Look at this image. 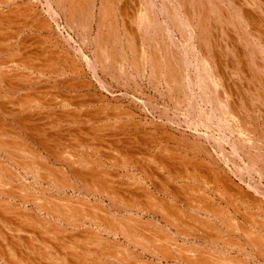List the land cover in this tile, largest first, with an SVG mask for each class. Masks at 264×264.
Instances as JSON below:
<instances>
[{"label":"rangeland","instance_id":"obj_1","mask_svg":"<svg viewBox=\"0 0 264 264\" xmlns=\"http://www.w3.org/2000/svg\"><path fill=\"white\" fill-rule=\"evenodd\" d=\"M88 1L90 2V4L92 6L89 4V7H88L89 9H86L84 11V16L88 15L87 16L88 18L83 16L84 17L83 18L84 23H80L82 25L79 24V26H81L80 27L82 29L81 30V29H78L79 26L77 27L79 20L78 21L76 20L77 24H75L74 22H72L71 17L69 18V14L67 13L68 10H65V9L63 10L64 6H66L65 8L68 9V5H69V4L65 3V0L63 1V4H66V5L57 4L58 2H56L54 0H0V19L2 21V22L0 21V24H1L0 25V30H1L0 31V105L6 103V105L8 107H11L7 102L12 101V103L15 106H12L11 108H13L15 110V112H18V114L21 113V115L17 116L16 120L22 122L20 125L16 121H15L16 122L15 123L12 120V118L6 117V116L0 114V123L4 124L5 126H7V125L10 126L9 129H11V131H12V129H14L11 134H6L4 136V138L7 139L6 141L14 142V143H17V142L20 143L21 142V143H23L24 147H25V145L27 146V148L25 147L26 150L28 149L27 152H26V150H25V152L24 151L23 152L17 151V154L19 155V157H22L23 159L25 158V161H28L29 163L32 162L34 164V166H33V164L31 163L33 166L32 168H35V166H36V168H38V167L40 168V169L38 168L36 170L34 169V171L32 170V172L28 171L29 173L24 172V171H27L28 168L26 170V168H24V166H22V164L18 163V161L8 162V160H7L8 157L6 156V154L3 151H0V162H1L0 168L2 169V170H0L2 173V174H0V187H1L0 190L4 193L6 191H14L15 192L16 190L19 192L18 193L16 191L17 193H15V195H13V196H9V195L4 196L1 194L0 200H3V202L6 204L11 201V206H14L13 207L14 209L18 208L17 210L23 211L24 213L31 212V210H32V212L35 213L34 215L36 216V218L47 220L49 214L47 215L46 213H42L40 210H38V208L35 206V204L34 205L32 204L39 197H42V198L46 197V198L55 199L58 202L61 199L66 198V197L71 199V197L76 196V198H81L80 200H82V201H83V198L87 197L85 199H90L91 202L96 203V206H98L101 209L100 211L102 213H100V215H102V216H100L99 213L97 216L99 218L101 217V219L103 217V220H104V218L109 219V217L112 218L113 216H114V218L118 217L119 220H122V219L125 220L124 217L132 216V215L135 217V215H136L138 219L140 217L143 220L142 221L141 219H139V221L141 220V222H143V223H145L147 221L157 223L158 224L157 230L159 229V231H156V232L160 233L161 235L164 234L163 236L166 235L165 234L166 231L164 229H167L168 233L166 236H168V234H169L171 238H173L174 240L175 239L178 240L179 244H181V245L184 243L185 246L187 245V247H188V246H192L193 243L196 245V243H197L196 241H198L197 246H195V245L194 246H195L196 250L200 251L202 249L201 248L202 244L207 243L205 246L208 249L210 248L212 255H215V256L217 255L216 257H218V258L221 257V262L224 259H227V255H228L229 258L231 256L235 257V258L240 257V259H243V261L250 263V264H264V259H262L261 256H260L261 258L259 257V254L257 253L256 249L254 247L250 248V246L247 247L245 245V240H243V239H245L247 235H245V234L243 235L242 234L243 232L242 233H239V232L236 233L237 232L235 230L236 227L233 224H231V220L233 218H235L234 220H238V222L241 223V225H240V226H242L241 228L244 227L247 231L253 232L254 236H257L259 238H261V236H262V240H263L262 246H264V244H263L264 243V228L262 229V228H258V227L257 228L253 227V226L249 225L247 218L244 219V215L246 214V211L251 210L249 212H254V213L258 212L259 217L261 218V221L263 222V225H264V170H262V168L264 169V157H263L264 156V136L262 137V135L264 133V116H263L264 115V103L260 104L261 101L256 99L254 96V90L257 87H259L260 81L264 80V70H262V69H264V61H263L264 55L260 52V48H258V49L254 48V44H256V41H254V42L252 41L250 43L251 45L248 42H246L247 41L246 37L244 34H242V32L248 33L247 37H248L249 41L253 38V35L251 36V34H252L251 27H250V29L247 28V26L244 23L243 18H245V17L243 15V13L238 12L240 17H237L238 15L237 16L234 15L235 13H233L232 9H231V5H232L233 1L240 2V3H242V5H244L246 0H244V1L243 0H233L232 2H231V0H207V1L206 0H199L198 3H196V1H193V0H187V1L186 0H175V1H172V0H152L151 4L144 3L145 2L144 0H117L118 3L116 2V4H114V6L117 8L112 9V11L115 12L116 15L114 14V16H116V20L118 21L117 22L118 28H119V29H117L118 34L121 35L122 39L124 38V35H122L123 34L122 28L124 25L127 29L129 27L128 30H130L132 33H134L136 31V33H134L136 35L134 37H131V38L134 39L133 44H135V45L137 44V46L134 45V47H136V48H134L133 52H130L127 47L125 48V44L123 43V41H122V44H123L122 48H124V49H121L120 45L118 43H115V45H117L118 47L115 45H114V47L116 48V51L120 55H119V63L115 64V66H111V67H113V71H112V68L109 66L111 64V63H109V61L107 62V60H104L106 63V64L104 63V67L100 66V65H102V63L104 61L102 63H100L98 61L97 57H95V55H94V53H96L94 51H96L95 47L97 45L95 40H94V39H96V34H97L96 29H97L98 22H96V21L99 20V16L96 14H99L98 13V10H99L98 7L100 6L99 5L100 0H98V2H96L97 0H93V1L88 0ZM170 2L172 4V6H171ZM260 2L262 3V6L264 8V0H262ZM184 3H186L187 5H185ZM213 3H215V4H213ZM49 4L51 6V9L49 7ZM125 4L126 5L128 4V5L126 6ZM164 4H166V5H164ZM219 4H221V6ZM149 5H150V7H149ZM175 5H176V10L180 12V14H179L180 16H179V18L178 17L177 18H178V20L180 19L181 21L182 20L185 21V22L182 21L184 23V26H190L189 24L193 23L191 25L195 27L194 32H196V33L198 32V30H200V29H198V28H200L199 26L200 25L202 26V29L204 31H201L203 34V36H201V39H203L207 35L206 41H205V50H207L206 53L208 52L207 55H210V56H217L218 55V56H220V58L218 56L217 57L219 59L223 58L222 60L226 61V63H228V65L232 62L231 65L233 67L239 68L237 70L231 68V69H229L230 71L229 70L225 71V75L227 76L229 84H228L227 89L224 88L223 91L227 94L229 99H232L228 102L230 105L227 104V107L225 109L227 111L225 113H227L228 115H230L233 118V119L232 118L230 119V122H231L233 127L231 126L229 129L224 128L225 129L224 130L223 128H221L222 126L220 127V125H219L220 119L222 118L221 115H223V114L222 113L220 114L221 106L218 104L219 102L216 100V98H215L216 96L211 93V88H209L211 86H209V85L203 86V88H201L202 89L201 90L199 87H197L195 84H193L194 83L193 80L196 79L195 76L198 75V74L194 73V68L190 69V68L186 67L188 69L187 70L185 69L186 71H183L184 72L183 74H184V76L186 75L185 78H187L189 81H191L193 79L192 80L193 85H191V87L189 88L188 93L193 96L192 99H193L194 104L197 102L199 96L204 97V98H200L198 100V103L202 106L203 118H208V120H207L209 123L208 126L205 124L206 119L205 120H203L201 118L198 119L199 118L198 115H196L193 112V111H195L194 106L196 107L197 104L194 106L192 104H189V105H192L193 107L192 106L190 107L186 104L185 101L188 100L187 101V103H188V102H190V100L186 99L184 97L185 96L184 86L182 87L180 85L178 88L177 84L172 83V85H170L171 87H173L171 90L169 88L170 86L168 87V85L165 82L166 81L165 80L166 73H167L166 70L168 67L167 66L164 67V65H166L165 64L166 63L165 62V60H166L165 56L166 55L164 53L165 52L164 48H166V43H169V40H167V39H169L168 37L172 36V41H170V42L172 44L171 45L172 48H174L173 52L176 54H178V51H179V53L181 55H183L184 51H187L188 48L190 47V45H188L189 44V41H188L189 35L187 33L183 32L178 26H176L178 21H176L175 19H168L167 13L169 12V10H170V12H173V9H175ZM165 6H166V8L164 10L167 12L161 11L162 7H165ZM150 8H152L154 12ZM182 8H184V10H182ZM94 9H96V10H94ZM146 9H150V14H151V12L154 13V14H151V15H153L152 19L154 18V16H156L157 18L156 19L154 18V19L157 21V23H156V21H154L153 25L151 24L149 27V30H150V31H148L149 33L147 32V35L144 36L145 31L144 30L142 31V28H140L138 26V22L136 21V18L138 16V11H141L140 13H142ZM243 9H245V11H248L251 15L255 16L256 18H260V16L262 18H264V13H263L264 11L263 10L258 11V10H255L253 7H250L247 5L245 7H243ZM88 10L90 11V13L87 14L86 11H88ZM207 10H209V11H207ZM217 10H219V11H217ZM220 10H221V12H220ZM25 11H26V13H25ZM50 11H53V12L51 13ZM190 11H191V14H189ZM92 12H94V14ZM258 12H259V15H258ZM196 13H198V14H196ZM34 14H36V15H34ZM91 14H93V15H91ZM125 14L127 16H125ZM207 14H209V15H207ZM32 15H34V16H32ZM205 15L207 17H206L205 22H204ZM35 16H37V17H35ZM133 16H135V19ZM226 16H227V18H226ZM92 17L94 19L95 18L96 19L94 20V19H92ZM131 17H133V18H131ZM188 17L191 19H189ZM126 18H128V19H126ZM68 19H70V20L68 21ZM132 19H133V21H132ZM237 19H239V20H237ZM121 20L126 22V24ZM190 20H191V22H189V24L186 23V21L188 22ZM40 21H42V22L44 21V22L41 23ZM85 21L87 22V24H90V25L87 26ZM67 22H68V24H67ZM36 25L38 27H36ZM262 25L264 27V22ZM39 27H41V28L39 29ZM170 29H171V31H169ZM153 30H155V31H153ZM139 31H141V33ZM37 32H39L40 35ZM171 32H172V34H171ZM61 33L63 36L61 35ZM132 33H130V34H132ZM150 33H151V35H150ZM83 34L88 37V38H86V36H85L86 39L84 41L82 40V39H84ZM88 35H90V36H88ZM67 36H69V38ZM152 36H154L155 38L157 37L158 40L161 39L160 43L158 44L159 45L158 50L156 51L154 49V51H155L154 53L157 54L158 58L160 59V62H163V61H161V59L162 60L165 59L163 62L164 65L163 64L161 65L162 66L161 67L162 73H160L159 75H158V73H152V70L150 71L149 67L145 68L142 66L143 61H144L143 57H142V54H143L142 51L146 48V46L151 45L150 46L151 48H153V46H154V44H152L154 37H152ZM163 36H164V38H163ZM113 37H115V36H113ZM197 37H198V33H197ZM208 37H209V40L207 41ZM162 38H163V40H162ZM90 39H91V41H90ZM147 39L149 40L150 44H148V42L147 43L145 42ZM123 40L125 42V39H123ZM198 41L199 40H197V42ZM93 42H95V43H93ZM221 42H222V44H220ZM25 43H27V44H25ZM160 44H162L163 48H162V46L160 47ZM143 45H145V46H143ZM184 45H186V46H184ZM198 45H199V43H198ZM125 49H127V50H125ZM159 50H161V51H159ZM199 50L200 49L198 47V51ZM123 51H124V53L122 54ZM150 52L152 53V51H149L147 54L149 55ZM200 52H201V50H200ZM137 55H138V58L136 57ZM199 55L202 56L201 53H199ZM245 55H246V57H245ZM258 55H259V57H258ZM14 56L16 57V59ZM22 56H25V57H22ZM9 57L11 60L9 59ZM125 57H127V58H125ZM121 59L122 60L125 59L126 61L125 60L122 61ZM243 59H244V61H243ZM27 60H29V61H27ZM30 60L32 61L31 65H30ZM85 60H88V61H85ZM255 61H259V62H255ZM261 61H263V63ZM50 62H52V64ZM88 62H90L91 64L88 65ZM134 63H135V65L133 66L132 64H134ZM14 64H15V66H14ZM24 64H26V65H24ZM92 64L95 66V69H97L96 71H95V69L92 68V66H93ZM105 65H107V66H105ZM121 65H123V66H121ZM137 65H138V67H137ZM258 65H259V67H258ZM262 65H263V67H262ZM29 66H30V68H29ZM130 67H136L137 70H135V68L132 70V68L130 69ZM75 68H77V69L75 70ZM109 68H111V71ZM240 69H242V71ZM164 70H165V72H164ZM231 70H233V71H231ZM245 71H247L246 74H244ZM148 75H151V76H148ZM188 75H189V77H188ZM257 75H259V76H257ZM7 76H9V77L7 78ZM152 76L154 78H152V80H151L150 77H152ZM157 76L159 78L161 76H163V77H161L159 80V78H155ZM191 77H192V79H191ZM162 80H164V81H162ZM126 81H127V83H125ZM150 81H152V82H150ZM196 81H199V80L196 79L195 82ZM19 82H21V83H19ZM26 82H28V83H26ZM155 83H156V85H155ZM157 84H159L158 87H157ZM10 86H14V89L17 88L15 90V92L10 90ZM193 86H194V88H193ZM156 87H157V89H156ZM231 87H233V89ZM177 89H178V91H177ZM209 89H210V91H207ZM203 90H205L206 92ZM207 92H208V94H207ZM224 92H223V94H224ZM205 94H207V95H205ZM236 94L238 96H236ZM54 95H55V97H54ZM56 95H57V97H56ZM58 95L60 96L61 100L59 99ZM6 97H8V98H6ZM32 97L35 99L37 98L38 103L41 102V104L39 105L37 102H35L36 100H34ZM29 98H30V100L33 99L34 100L33 102L36 104H34V103L32 104L31 103L32 100L30 101L31 104H29V105H23L21 103L24 100H27V99L29 100ZM180 98H181V101H180ZM241 98H242V100H241ZM39 100H42V101H39ZM97 100H99V101H97ZM182 100H184V103ZM58 101L61 103H59ZM48 103H50V105ZM234 103H237V104H234ZM216 105L217 106L219 105L220 107L218 106L219 110H217V112H214L215 111L214 108L217 109ZM241 106L243 108H241ZM105 108H107V109H105ZM208 113L212 116L206 117V115H208ZM237 113H239V114H237ZM87 114L91 115V116L93 115V116L91 117V116H88ZM78 115L84 116V117H82L83 119H81V117H79ZM96 115H97V117H96ZM21 117H22V119H21ZM13 119L15 120V118H13ZM67 119H69V121ZM73 119H74V121H72ZM85 119H86V121L87 120L88 121L86 122ZM78 120H80V121H78ZM52 121L53 122L57 121V126L59 129L56 132H53L54 130H52L50 128ZM34 122H35V124H34ZM199 122H200V124H199ZM125 123H127V124H125ZM133 124L136 127H134ZM24 126H25V128L27 127V128H34V129L25 130V131H27V133H28L27 134L22 129V127H24ZM130 126H131V128H130ZM71 127H72V129H71ZM75 127H77V129ZM96 127L99 129L100 128L102 129V131L100 130L99 133H100V135L102 134V136L106 140V141L104 140V142H105V144L103 146L104 148H102L100 154H98V155L96 152H93L91 150H86L84 152L86 154L85 157H87L89 159L92 158L91 160H100V161L102 160V162L104 164L106 163L107 168H105V169L103 168V171L104 170L107 172L110 171L111 173H113V175H116V178H115L111 174V176L114 177V178H112V180L115 179L114 182H116V183L128 182L127 180H131L133 178H134L133 180H135V183L136 182L138 183V180H139V183L138 184L136 183V184L138 186H139V184H142V185H140V187L141 186L143 187L142 189H140V187H138V186L136 187V189L139 188L137 190L138 192H140V190H142V192H141L142 194L138 193V195H140L142 197V198H137L138 199L137 201L140 200L139 203L137 201L132 203L133 196L130 198V196L126 192V191H130V190H128V189H126V187H124V189H122L123 194L121 193V195L118 196L120 198V199L118 198V200L120 201V204L118 201L119 205L117 204V198L115 199L117 207H119L121 205V203L123 202L124 207H123V205H121L123 207V209H121V208L118 209L116 206L113 208L110 205V202H109L107 195H104V194L102 195L103 191L102 192L100 191L98 194H95L96 197L93 195L91 196V194H89V193L87 194V192L83 189L82 183L80 182V180L73 181L74 180L73 176L70 175V172L67 168V166L69 164L67 161H76V160H70V159H73L74 156H75L74 158H76V157L78 158V156H79V153H78L79 151H75V149H74L76 141H79L82 138L81 140L83 142H85L84 141L85 136L74 137L73 135L75 133L79 134V132H78L79 130H82V131L84 130L83 131L84 134L89 133L92 130H94V128L96 129ZM102 127L103 128L106 127V129H103ZM127 127L130 129H128ZM186 127H187V129H186ZM37 128H39V130L42 128L43 132L46 131V135H49L52 132H53L52 134L60 132L57 140L54 139L55 140L54 143L57 144V143H59V140H60V141H65L66 145H61L62 144V142H61V144L60 143L57 145L55 144L56 145L55 146L54 144L52 145L54 140H49V141H47V143L49 145L50 144L52 145V146L51 145L48 146L50 148L47 149V148L41 147L38 143L40 141L39 136H41V135L37 134V133H39ZM235 128L237 129L236 132H239V133L233 132V131H235ZM248 128L251 130H249ZM61 129L65 130V131H62ZM36 130H37V132H36ZM104 130H106V131H104ZM147 131L148 132L150 131V132L148 133ZM258 131H259L258 134L263 138L261 141L255 142V140L257 138L250 137L251 141L254 140V141H252V143L257 144V146L259 144H262V146H263V150L261 151V155L259 154L261 156L259 161L262 162L263 165H262V163L259 162L260 164L258 163L259 165H257V166H258V169L259 170L261 169V170L258 172H255L254 169L253 170L250 169L251 167H249V166L251 165L250 164L251 161L249 160V158L246 155V153H252L255 155V151L248 143H245V140L243 137H245L246 135L249 137V135H252V134H253L252 136H254V132L257 134ZM106 132H107V134H105ZM72 133H74V134H72ZM160 133H161V135H160ZM163 133L168 138H166ZM15 134H16V136H15ZM131 134H133V135H131ZM150 134L151 135L153 134V136H151ZM29 135H30V137H29ZM86 135H90V134H86ZM233 135H234V137H233ZM50 136H52V135L50 134ZM149 136H151V137H149ZM154 136H156V137H154ZM33 137H35V138H33ZM148 137H149V139H147ZM159 137H161V138H159ZM169 137H170V140H169ZM239 137H240V139H239ZM64 138H65V140H64ZM68 138L72 139V140H69ZM109 138H112V139L109 140ZM218 138H220V139H218ZM118 139H120V140H118ZM81 140L78 142L80 145L82 144ZM111 140H112V142H111ZM153 140L155 142H157L160 145V147H159V145L157 146L156 145L157 143L155 144V142ZM71 141L73 143H71ZM108 141H110V142H108ZM162 141H163V143H162ZM72 144H74V145H72ZM116 144L119 146H117ZM141 145H143V146H141ZM144 145H146V146L148 145V146L146 147ZM70 146L72 149L69 148ZM118 147H120L121 150L124 152L132 153V151H133V154H135L134 157H137L139 155V157H137V158L141 161L143 166L141 165L140 162H139V166H135V165L132 166L128 163H124L123 162L124 159L121 158L122 156H118V153H117ZM141 147L143 149H140ZM169 147H171V148H169ZM132 148H134V149H132ZM150 148H152V149H150ZM156 148L159 151H156L157 150ZM164 148H166L165 149L166 151L167 150L175 151L174 157H173V158H175V161H173L172 163H175L177 161V159H179V158L181 159L182 162L180 161V164L178 163L179 160L176 162L177 164L175 163V165L177 167L179 165H181V166H179V168L175 167L177 170L182 169V163H183V165L187 164V167H188V164L191 165V168L186 167V170L189 169V171H190V169H191V171H193L194 168H192L193 167L192 165H194V164L198 165V163L201 162L199 164L201 166V168H199V169H201V172H202L199 176L200 178L198 177L196 179L194 178L193 180H191V179H188V180L185 179L184 180L183 176H179V178H177V175H175L173 172L172 174H174L173 175L174 177L172 176V177H170L171 180L166 181L168 178V176H167L168 173H167V171L163 170L161 166L157 165L158 163H156L150 167V165L148 166V164H147L148 161L146 162V160H145V163L142 162L143 161L142 157L144 158L147 156L151 157L154 155L155 156L160 155V152L162 154V151H164ZM41 149H45V150H41ZM104 150H105V152H104ZM109 150H111V154H114V155H110L111 157L118 156V157H114V158H117V160L120 159L121 162L124 163L123 164L124 165L123 170H122V168H119V169L114 168L110 164L113 161H111L110 159H109V161H106L105 158L102 157L103 155L108 156L110 154V152H107V151H109ZM115 151H116V153H115ZM154 151H155V153H154ZM31 152H32V154L30 156L29 153H31ZM60 152H62V153H60ZM58 153H59V155H61L62 158L60 157L58 159V157H59ZM140 153H142L143 155H140ZM37 154H38V156H39V154H42L44 156V159H42V161L40 160V163H38V161L36 159V158H38ZM56 154L58 155L57 157H56ZM71 154H73V155L70 158L69 155H71ZM93 154H95V155H93ZM170 156H172V155H170ZM67 157H69V158H67ZM103 158L105 161L103 160ZM108 158H109V156H108ZM182 158H183V160H182ZM58 160L59 161L61 160V161L59 162ZM43 161H45L46 163L43 164ZM193 162H194V164H193ZM36 164H39V165H36ZM42 164L45 166H46V164H48L47 167H49V169L55 170L57 172L59 171L58 172L59 174L64 175L63 172H65V174L68 176V177L66 176L65 180H67L69 184L74 183L75 185H77L78 190L74 191L73 188H71V186L68 187V185H69L68 183H66V185H63L62 187L60 186L61 189H57L58 187L55 188L56 185L54 184V180L52 178L49 179L46 177L47 171L44 170L45 167ZM230 164H232V165H230ZM246 165H248V166H246ZM202 167L203 168L205 167L206 169L205 168L203 169ZM247 167H248V169H247ZM146 168L150 169V171L147 170ZM23 169H25V170H23ZM159 169H162V170H159ZM157 170H159V171H157ZM206 170H208V171H206ZM143 172H146V173H143ZM157 172H159V173H157ZM32 173L35 176H33ZM160 173L161 174L163 173V174L161 175ZM24 174H26V176ZM27 174H29V175L31 174V175L29 176ZM117 174H119V175H117ZM207 174H209V175H207ZM217 174L221 175L222 179H220V178L219 179L222 181L219 182L218 179L214 180V179H216V178H214V176L218 177ZM157 175H158V177L156 178ZM150 178H152V179H150ZM202 178L204 179V181H202ZM6 179L8 180V182ZM21 179H23V180H21ZM47 179L49 180L50 183H47ZM159 179H161V180H159ZM1 180H4V181H1ZM206 180H207V182H206ZM229 180H231L230 182H232V186H231L230 182L228 184ZM208 181H209V183H208ZM5 182H7V183L11 182V183L8 185ZM163 182H167L166 183L167 186H168V183H171V185H170L171 188L176 187V189H180L183 187H187V188L191 189V187H192L194 189V195H195L194 198L195 197L198 198V200H194L195 203H196V201L200 200V197H201L202 203L195 204V207L193 205L189 206L190 208L187 207L185 202H187V200L189 198H190L189 200L194 199V198H192L193 193H191V192H188L189 198L186 197L187 193L185 195L182 193L181 197L178 199V201L176 199H173L171 196L169 197V194H168V196H165L167 194H165V193L163 194V193H161V191H159V187H161L160 185H162ZM204 182H206V183H204ZM224 182H225V184H224ZM52 183H53V185H51ZM12 184H14V185H12ZM154 185H156V186H154ZM229 185L231 186V190L233 188L232 191H236V192H234V195H237V196L234 197L233 194H231V197L229 194L226 195L223 188L227 189V187ZM17 186L20 189L17 188ZM22 186H27V189H29V190H26L27 194H25V192H26L25 190H21ZM211 186H213V187H211ZM144 188H146V189H144ZM168 188H169V186H168ZM171 188H169V189H171ZM187 188H186V191H189V189H187ZM217 188L219 189L220 193H217L218 191L216 192ZM44 189H46V190H44ZM123 190H124V192H123ZM146 190H147V193H146ZM197 190H199V191H197ZM46 191H48V192H46ZM153 191H155V192H153ZM238 191H240V193ZM21 192L23 193L22 196H20ZM39 192H41V193H39ZM149 193L152 195L153 198H155L153 200L150 199V201H152V203L155 200L154 201L155 204L153 203V205H151L152 203L148 204L145 202V201L150 202L149 200L146 199V195ZM198 194H200V195H198ZM18 195H19V197H18ZM23 195L24 196L28 195L27 198L32 200V201H30L31 203L28 202L29 199L26 198L27 200L25 202H27V203L23 204V202H21L22 201L21 197L25 198ZM138 195L136 193L137 197H138ZM157 195L159 197H162V198L160 199ZM242 195H243V197H242ZM15 196H17V197H15ZM104 196L107 198H105ZM121 196H122V198H121ZM197 196H199V197H197ZM156 197H158V198L156 199ZM202 197H204L206 199H204ZM76 198L75 197L72 198L73 201ZM184 198H186L187 200H185ZM18 199L21 201H19ZM159 199L161 200L160 202L166 200V204H164V206L169 205L168 204L169 202H167V200L170 199L171 200L170 204L173 205L174 203L172 204V202H175V204L173 206L177 205L178 210L181 209V207H183V209L186 208L185 213L187 212V215H191V213H192V215H194L196 218L198 216H199V218H203V216L205 215L204 220H208L209 223L213 224V226L216 225V228L217 229L219 228V231H215L214 229H216V228L214 226L210 230L214 233L212 234V232L209 231L210 233H209V235L207 234V236H206L207 238H206L205 236H203L202 232L200 234V233H198V231H196V229H197L196 227L194 230H191V228L188 229L187 228L188 226H185L186 228L183 227V230L186 233L190 232L191 234L189 233L188 234L189 236L185 237V239H184L185 242H184L182 237L181 238L178 237V235L176 234V230H174L175 229L174 227L171 228V225L170 226L168 224L165 225V223H166L165 220H160L162 218L161 217L162 214L164 213L163 215L167 216L166 220H169V221L171 220V223H172V221H174V219H172V218H174L175 215L177 217L179 216L178 213L174 214L178 210L174 208L175 211L173 209H171L169 213H167L168 210H166L165 207H164V209L166 212H163L164 210H161V209L158 210L157 202ZM209 199H211V200H209ZM184 200H185V202H184ZM16 203H17V205H14ZM99 203H102V204H99ZM145 203L147 205H145ZM259 203H262L263 208L262 209L260 208L261 210L257 209L255 211V208L253 205L255 204V206H257V204H259ZM18 205H20L21 207ZM126 205L128 206V208ZM150 205L155 206L156 208L155 207L154 208L157 209L158 212H160V213H158L157 210H156V213H154L155 210L154 209H153L154 211L151 210L152 207ZM197 205L202 206V207L205 206V209L211 208L210 210H206V211H208L210 213V211L212 210L213 212L211 211V213H215L216 215L218 214L220 219L215 218V216L212 215L211 213H210L211 214V216H210L208 214V212H207V214L206 213L204 214L203 211L200 210L201 208ZM16 206H18V207L16 208ZM131 206L132 207L133 206H136V207L145 206L144 208L148 209L149 211H142V210L138 211V209L137 210H135V209L130 210ZM212 207H213V209H212ZM27 208H28V210H26ZM236 209H238V210H236ZM24 210H26V211H24ZM240 210H241V212H240ZM217 211H219V212H217ZM261 211H263V213H261ZM107 212H108V214L111 213L112 216L108 215ZM188 212H190V213L188 214ZM41 213H42V215H41ZM143 213H146V214H143ZM0 214H1L0 215V225H2L3 228H5V229H1L2 227L0 226L1 232L2 231L5 232V233H3L5 235H10L11 233H13V235H14L16 233L15 231L17 230V228H19L18 225L21 223L20 220L17 217H15L14 212H9V213H7L8 215L5 213H0ZM130 214H132V215H130ZM76 215H77V217H76ZM9 216L10 217L12 216V218H9ZM71 217H72V219H71ZM78 217H81L80 213L67 214L66 216H62L63 219L62 218L57 219V218L52 217V218H50L51 223H49V225L51 226V224H52L53 226L57 227L59 230L60 229L63 231L66 230L65 232L67 234H78L80 232L83 233L86 230H88V231L90 230V231L94 232L95 235L100 233L101 237L99 234L96 235L97 237L94 235L93 238H96L95 242L94 241L92 243H86L85 242V243L80 244V245L74 244L75 246L86 247V249L90 250L91 252L94 250L93 252L98 253L100 251V248H102V247L105 248L107 245H111V246L116 247V249H117V247H118V249L120 248L121 252L123 250V252L125 254H129L132 257V261L133 262L136 261V264H143V263L144 264H177V263L178 264H186V263H184V261L179 262V260L177 261L175 259L174 260L165 259L163 257H159L158 255L156 256V255H154L155 251H153L152 249H150V250H152L154 253L152 251H151L152 253H150L149 251H144L143 246L140 245V244H142L141 241L143 238L140 239L138 237L139 238L138 244H135L134 241L138 240L137 238L131 237L133 239V241L130 242L129 238H128L129 241H127V239H125L122 235L120 236V234H117V235L116 234H106L102 230L96 229V226H94L93 224H91L90 222H88L86 220L84 221L83 226L82 225L79 226L78 224L83 221L84 216H82L81 218H78ZM242 218H243V220H242ZM1 219L5 220V221H7V220H9V221L8 222L4 221V223H3V221H1ZM70 219L72 221H70ZM116 220L118 221V219H116ZM149 220H152V221H149ZM228 220H230L229 225L231 224V228H230L231 230L230 231L228 228L229 225H227ZM67 221L68 222L70 221L72 223L67 224ZM73 221H74V223H73ZM15 222H17V223H15ZM163 222H165V223H163ZM222 222L226 223L227 226L225 224H223ZM100 223L101 224H98V225L102 226V228H104L106 226V223H108V220H107V222L101 221ZM15 224H17V225H15ZM72 224H73V227H72ZM145 224H147V223H145ZM172 224H175V223H172ZM161 226H163V227H161ZM232 226H234V228ZM93 227H94V229H92ZM180 227H182V226H180ZM168 228H170V229H168ZM186 229H188V230H186ZM6 230L8 233L6 232ZM135 230L137 232V228H134L133 233H135ZM233 230L236 232H234ZM220 231H222V232L220 233ZM232 231H233V233H232ZM228 232H230V233H228ZM193 233H195V234L198 233V235H197L198 239H196V237H194L195 234H193ZM216 234H218V235H216ZM210 235H212V236H210ZM220 236L222 237L221 240H220V238L218 239V237H220ZM203 237L205 239H207V241L205 240V243L203 241V239H204ZM210 237L212 238V241L210 240ZM100 238H102V239H100ZM216 238L218 239V241ZM105 239H107V241ZM173 239H172V241L170 240L171 241L170 243L174 242ZM187 240H188V242L189 241H192V242L188 243V242H186ZM226 240L231 241V242L239 245L240 248L243 249V251L242 250L240 251L239 246L230 248V247L226 246V244L224 245V243H222V242H224ZM129 242H130V244H129ZM116 243H117V245H115ZM4 244L8 247L7 243H4L2 240H0V245H1L0 247H2V249L0 248V257H2V252L6 251L5 250L6 246H2ZM65 245H66V243L62 246H65ZM123 245H124V247H123ZM69 246H70V244H69ZM7 247H6V249H7ZM16 247H18V246H16ZM16 247L14 249H16ZM95 247H96V249H95ZM22 249H24V248H21V250ZM244 249H246V250H244ZM24 250L26 251V249H24ZM24 250L22 251L23 253L25 252ZM44 250L48 255H47L46 260L44 258L45 263H42V264H48V263L53 264L52 259L50 257V256H52V254H54L53 251L51 250L52 254H50L51 253L50 250H47L46 248ZM72 250L74 251V249H72ZM244 251H246V252H244ZM6 252H9V250H7ZM214 252H217V253H214ZM263 253H264V251H263ZM222 255L225 256L226 258H223ZM251 255H253V257ZM4 258H5L4 256H3V258H0V264H7L5 261L6 258L5 259ZM40 260L42 261V258ZM97 262H96L97 264H102V263L106 264V262H107V264H125L124 262H114L113 263L111 260L108 261V260H105L103 258H100V259L98 258ZM140 262H142V263H140ZM63 263L74 264V262L72 260H69V261H66ZM63 263H59V264H63ZM88 264H91V263H88Z\"/></svg>","mask_w":264,"mask_h":264},{"label":"bare ground","instance_id":"obj_2","mask_svg":"<svg viewBox=\"0 0 264 264\" xmlns=\"http://www.w3.org/2000/svg\"><path fill=\"white\" fill-rule=\"evenodd\" d=\"M54 1H56V2H58L57 4H61V5H66V4H63V1L64 0H54ZM93 1V0H92ZM145 2L144 3H146V4H151L152 3V0H144ZM172 1H175V0H172ZM187 1V0H186ZM193 1H196V3H198V1L199 0H193ZM207 1V0H206ZM233 0H231V2H232ZM244 1V0H243ZM260 1H262V0H246L245 1V4L244 5H242V3H240V2H237V1H233L232 2V5H231V9H232V12L233 13H235L234 15H238L237 17H240L239 16V14H238V12H240V13H243V15H244V17L245 18H243L244 19V23H245V25L247 26V28H249L250 29V27H251V30H252V34H251V36L253 35V38L249 41V39H248V37H247V35H248V33L246 32H242V34H244L245 35V37H246V42H248L249 44L253 41H256V44H254V48H260V52L264 55V27H263V22H264V18H262L261 16H260V18H256L255 16H253V15H251L248 11H245V9H243V7H245L246 5L247 6H250V7H253L255 10H263L264 11V8H263V6H262V3L260 2ZM96 2H98V0L96 1ZM116 2H117V0H100L99 1V7H98V13L99 14H96V15H98L99 16V20L98 21H96V22H98V24H97V34H96V39H94L95 40V42H96V51H94V52H96V53H94V55H95V57H97V59H98V61L100 62V63H102L104 60H107V62L109 61V63H111L109 66L111 67V66H115V64H117V63H119V53L116 51V48L114 47V45H115V43H118L119 45H120V47H121V49H124V48H122V46H123V44H122V41H123V43L125 44V48L127 47L128 48V50L130 51V52H133V50H134V48H136V47H134V45L135 44H133L134 42V39L133 38H131V37H134L136 34H134V33H136V31L134 32V33H132L130 30H128L129 29V27H128V29L125 27V25L123 26V34L122 35H124V38L123 39H125V42H124V40L121 38V35H119L118 34V30L117 29H119L118 28V21L116 20V16H114V14H115V12H113L112 11V9H114V8H117V7H115L114 6V4H116ZM155 2V1H154ZM158 2V1H157ZM178 2V1H177ZM183 2V1H182ZM236 2V3H235ZM54 3V2H53ZM65 3H67V4H69L68 5V9L67 8H65L66 6H62L63 7V10L65 9V10H68V14H69V18L71 17V20H72V22H74L75 24H77L76 22L78 21V25H77V27L79 26V24L80 23H84L83 21H84V17H87V16H84V11L86 10V9H89L88 7H89V4H90V2L88 1V0H65ZM118 3V2H117ZM169 3V2H168ZM173 3V2H172ZM188 3V2H187ZM201 3V2H200ZM143 4V3H142ZM170 4H171V2H170ZM169 4V5H170ZM175 4V3H174ZM185 5H187L186 3H184ZM213 4H215V3H213ZM28 5V4H27ZM54 5V4H53ZM56 5V4H55ZM91 5V4H90ZM126 5V4H125ZM128 5V4H127ZM126 5V6H127ZM130 5V4H129ZM140 5V4H139ZM164 5H166V4H164ZM177 5V4H176ZM176 5H175V9H173V12H170V10H169V12L167 13V15H168V19H175L176 21H178V25L176 24V26H178L183 32H185V33H187L188 35H189V37H188V41H189V44L188 45H190V47L188 48V50L187 51H184V54L183 55H181L180 53H179V51H178V54H176V53H174L173 52V50H174V48H172V44H171V42L170 41H172V36L170 37L169 35V39H167V40H169V43H166V48H164L165 49V57H166V60H165V64L166 65H164V60H162L161 59V61H163V62H160V59L158 58V56H157V54H155L154 52V49L157 51L158 50V47H159V43H160V41H161V39L160 40H158L157 39V37L155 38L154 36H152V37H154L152 40V44H154V46H153V48H151L150 46H146V48L142 51L143 52V54H142V57H143V64H142V66L143 67H149L150 69V71L152 70V73H158V75L160 74V73H162L161 71H162V64L164 65V67L165 66H167L168 68H167V70H166V78H165V82H166V84L168 85V87L170 86V85H172V83H175V84H177V87L179 88V86L181 85L182 87L184 86V88H185V98L186 99H189L190 100V102H188L187 103V101H185L186 102V104L188 105V106H194V105H196L197 104V106L195 107L194 106V110L195 111H193L196 115H198V119H203V120H205L206 119V122H205V124L208 126L209 125V123H208V118H203V115H202V106L198 103V100L200 99V98H204L203 96H199L198 97V100H197V102L194 104V102H193V96L192 95H190L189 93H188V90H189V88L191 87V85H193V84H195L197 87H199L200 89L201 88H203V86H206V85H209V86H211V87H209V88H211V93L212 94H214L215 96V98H216V100L219 102L218 104L221 106V112H220V114L222 113L223 115H221L222 116V118L220 119V127L221 128H226V129H229L231 126H232V124H231V122H230V119L232 118L230 115H228L227 113H225V112H227L225 109H226V107H227V104H229L228 102L230 101V100H232V99H229V97L227 96V94L223 91V89L224 88H226L227 89V87H228V84H229V81H228V79H227V76L225 75V71H227V70H229V69H235V70H237V69H239V68H235V67H233L231 64H232V62L228 65V63H226V61H224V60H222V59H219L220 58V56H210V55H207V53H206V51L207 50H205V41H206V36L203 38V39H201V36H203V34H202V32L201 31H204L203 29H202V26L200 25L199 27L200 28H198V29H200V30H198V37H197V33L196 32H194V29H195V27L194 26H192L191 24H193V23H190L189 24V22H191V20L190 21H186V23H188L190 26H184V23L183 22H185L184 20H178V18H179V14H180V12L179 11H177L176 10ZM202 5V4H201ZM220 6H221V4H219ZM228 5V4H227ZM92 6V5H91ZM95 6V5H94ZM98 6V5H97ZM152 6V5H151ZM171 6H172V4H171ZM170 6V7H171ZM223 6V5H222ZM229 6V5H228ZM49 7H50V9H51V6H50V4H49ZM149 7H150V5H149ZM148 7V8H149ZM185 7V6H184ZM210 7V6H209ZM208 7V8H209ZM18 8V7H17ZM61 8V7H60ZM92 8V7H91ZM166 8V6L165 7H162V10L161 11H163V12H167V11H165L164 9ZM97 9V8H96ZM96 9H94V10H96ZM126 9V8H125ZM150 9H152V8H150ZM150 9H146L144 12H142V13H140L141 11H138V16H137V18H136V21L138 22V26L140 27V28H142V31L144 30L145 32H144V36H146L147 35V32L148 31H150L149 30V27H150V25L152 24L153 25V22L154 21H156L155 19L157 18L156 16H154V18L152 19V16L153 15H151V14H154L153 12V9H152V11L153 12H151V14H150ZM169 9V8H168ZM181 9V8H180ZM190 9V8H189ZM211 9V8H210ZM53 10V9H52ZM139 10V9H138ZM182 10H184V8H182ZM187 10V9H186ZM251 10V9H250ZM22 11V10H21ZM89 11V10H88ZM88 11H86V13L88 14V13H90V11L88 12ZM123 11V10H122ZM197 11V10H196ZM204 11V10H203ZM207 11H209V10H207ZM217 11H219V10H217ZM226 11V10H225ZM252 11V10H251ZM51 13L53 12V11H50ZM66 12V11H65ZM199 12V11H198ZM206 12V11H205ZM220 12H221V10H220ZM25 13H26V11H25ZM55 13V12H54ZM85 13V14H86ZM93 14H94V12H92ZM97 13V12H96ZM117 13V12H116ZM188 13V12H187ZM200 13V12H199ZM208 13V12H207ZM228 13V12H227ZM226 13V14H227ZM264 13V12H263ZM37 14V13H36ZM36 14H34V15H36ZM93 14H91V15H93ZM165 14V13H164ZM189 14H191V11H190V13ZM196 14H198V13H196ZM202 14V13H201ZM24 15V14H23ZM34 15H32V16H34ZM90 15V16H91ZM95 15V16H96ZM116 15V14H115ZM204 15V14H203ZM207 15H209V14H207ZM211 15V14H210ZM222 15V14H221ZM258 15H259V12H258ZM16 16V15H15ZM84 16V17H83ZM118 16V15H117ZM125 16H127L126 14H125ZM35 17H37V16H35ZM66 17V16H65ZM94 17V16H93ZM92 17V19H94ZM110 17V18H109ZM134 17V19H135V16H133ZM133 17H131V18H133ZM178 17V18H177ZM206 15H205V17H204V22H205V19H206ZM221 17V16H220ZM243 17V16H242ZM241 17V18H242ZM30 18V17H29ZM40 18V17H39ZM88 18V17H87ZM189 18V17H188ZM226 18H227V16H226ZM35 19V18H34ZM53 19V18H52ZM59 19V18H58ZM63 19V18H62ZM86 19V18H85ZM96 19V18H95ZM94 19V20H95ZM111 19V20H110ZM126 19H128V18H126ZM189 19H191V18H189ZM3 20V19H2ZM36 20V19H35ZM34 20V21H35ZM70 19H68V21H69ZM77 20V21H76ZM91 20V19H90ZM89 20V21H90ZM131 20V19H130ZM159 20V19H158ZM224 20V19H223ZM237 20H239V19H237ZM0 21H1V19H0ZM30 21V20H29ZM38 21V20H37ZM63 21V20H62ZM121 21H123V20H121ZM132 21H133V19H132ZM2 22V21H1ZM27 22V21H26ZM39 22V21H38ZM41 23H43L42 21H40ZM95 22V23H96ZM124 22V21H123ZM122 22V23H123ZM130 22V21H129ZM195 22V21H194ZM73 23V24H74ZM85 23H86V25L88 26V25H90V24H87V22L85 21ZM94 23V24H95ZM125 24H126V22H124ZM123 23V24H124ZM156 23H157V21H156ZM174 23V22H173ZM182 23V24H181ZM203 23V22H202ZM207 23V22H206ZM37 24V23H36ZM67 24H68V22H67ZM121 24V23H120ZM130 24V23H129ZM133 24V23H132ZM131 24V25H132ZM195 24V23H194ZM1 25V24H0ZM71 25V24H70ZM80 25H82V24H80ZM84 25V24H83ZM135 25V24H134ZM74 26V25H73ZM72 26V27H73ZM129 26V25H128ZM205 26V25H204ZM36 27H38L37 25H36ZM81 26H79L78 27V29H81L80 28ZM135 27V26H134ZM152 27V26H151ZM198 27V26H197ZM17 28V27H16ZM27 28V27H26ZM41 27H39V29H40ZM74 28V27H73ZM133 28V27H132ZM137 28V27H136ZM178 28V29H179ZM205 28V27H204ZM242 28V27H241ZM77 29V30H78ZM84 29V28H83ZM88 29V28H87ZM128 31H127V30ZM25 30V29H24ZM42 30V29H41ZM51 30V29H50ZM49 30V31H50ZM76 30V31H77ZM82 30V29H81ZM85 30V29H84ZM83 30V31H84ZM90 30V29H89ZM141 30V29H140ZM197 30V29H196ZM239 30V29H238ZM250 30V31H251ZM1 31V30H0ZM18 31V30H17ZM80 31V30H79ZM93 31V30H92ZM120 31V30H119ZM130 31V32H129ZM153 31H155V30H153ZM163 31V30H162ZM169 31H171V29L169 30ZM140 33H141V31H139ZM158 32V31H157ZM215 32V31H214ZM37 33H39V32H37ZM78 33V32H77ZM81 33V32H80ZM130 33H132V34H130ZM143 33V32H142ZM149 33V32H148ZM167 33V32H166ZM154 34V33H153ZM158 34V33H157ZM171 34H172V32H171ZM215 34V33H214ZM218 34V33H217ZM39 35H40V33H39ZM61 35H62V33H61ZM150 35H151V33H150ZM159 35V34H158ZM183 35V34H182ZM7 36V35H6ZM16 36V35H15ZM14 36V37H15ZM63 36V35H62ZM82 36V35H81ZM85 36L86 35H84L83 34V38L84 39H82L83 41L86 39V38H88L87 36H86V38H85ZM88 36H90V35H88ZM113 36H115V37H113ZM50 37V36H49ZM68 38H69V36H67ZM94 37V36H93ZM233 37V36H232ZM244 37V38H245ZM13 38V37H12ZM143 38V37H142ZM163 38H164V36H163ZM163 38H162V40H163ZM186 38V37H185ZM184 38V39H185ZM145 39V38H144ZM150 39V38H149ZM199 40L198 42H197V40ZM216 39V38H215ZM220 39V38H219ZM231 39V38H230ZM5 40V39H4ZM25 40V39H24ZM35 40V39H34ZM93 40V41H94ZM148 40V39H147ZM145 41L146 43L148 42V44H150L149 43V40L148 41ZM166 40V39H165ZM209 40V37H208V39H207V41ZM43 41V40H42ZM73 41V40H72ZM90 41H91V39H90ZM184 41V40H183ZM2 42V41H1ZM26 42V41H25ZM95 42H93V43H95ZM233 42V41H232ZM50 43V42H49ZM75 43V42H74ZM136 43V42H135ZM141 43V42H140ZM145 43V44H146ZM163 43V42H162ZM198 43H199V45H198ZM225 43V42H224ZM239 43V42H238ZM258 43V44H257ZM25 44H27V43H25ZM36 44V43H35ZM186 44V43H185ZM220 44H222V42L220 43ZM24 45V44H23ZM230 45V44H229ZM251 45V44H250ZM62 46V45H61ZM115 46H117V45H115ZM135 46H137V44L135 45ZM140 46V45H139ZM143 46H145V45H143ZM162 46V44H160V47ZM175 46V45H174ZM184 46H186V45H184ZM12 47V46H11ZM118 47V46H117ZM180 47V46H179ZM188 47V46H187ZM198 47H199V49L201 50V52H200V50L198 51ZM34 48V47H33ZM42 48V47H41ZM140 48V47H139ZM162 48H163V46H162ZM235 48V47H234ZM39 49V48H38ZM48 49V48H47ZM125 50H127V49H125ZM180 50V49H179ZM249 50V49H248ZM31 51V50H30ZM149 51H152V53L150 52L149 53V55L147 54ZM159 51H161V50H159ZM16 52V51H15ZM181 52V51H180ZM59 53V52H58ZM61 53V52H60ZM124 53V51L122 52V54ZM158 53V52H157ZM163 53V54H164ZM199 53H201V55L202 56H200L199 55ZM16 54V53H15ZM138 54V53H137ZM140 54V53H139ZM147 54V55H146ZM161 54V53H160ZM180 54V55H179ZM57 55V54H56ZM162 55V54H161ZM160 55V56H161ZM135 56V55H134ZM133 56V57H134ZM163 56V55H162ZM161 56V57H162ZM176 56V57H175ZM223 56V55H222ZM15 57V56H14ZM22 57H25V56H22ZM40 57V56H39ZM65 57V56H64ZM121 57V56H120ZM130 57V56H129ZM137 58H138V55L136 56ZM201 57V58H200ZM245 57H246V55H245ZM258 57H259V55H258ZM262 57V56H261ZM30 58V57H29ZM43 58V57H42ZM125 58H127V57H125ZM136 58V59H137ZM200 58V59H199ZM9 59H10V57H9ZM15 59H16V57H15ZM237 59V58H236ZM256 59V58H255ZM260 59V58H259ZM11 60V59H10ZM53 60V59H52ZM122 60V59H121ZM125 60V59H124ZM124 60H122V61H124ZM246 60V59H245ZM4 61V60H3ZM15 61V60H14ZM27 61H29V60H27ZM47 61V60H46ZM66 61V60H65ZM72 61V60H71ZM85 61H88V60H85ZM126 61V60H125ZM130 61V60H129ZM141 61V60H140ZM243 61H244V59H243ZM251 61V60H250ZM264 61V60H263ZM263 61H261L262 63H263ZM32 61L30 60V65L32 64L31 63ZM36 62V61H35ZM38 62V61H37ZM98 62V63H99ZM133 62V61H132ZM131 62V63H132ZM228 62V61H227ZM234 62V61H233ZM237 62V61H236ZM255 62H259V61H255ZM22 63V62H21ZM34 63V62H33ZM51 64H52V62H50ZM49 63V64H50ZM73 63V62H72ZM104 63H105V61L102 63V65H100V66H103L104 67ZM124 63V62H123ZM239 63V62H238ZM241 63V62H240ZM77 64V63H76ZM91 63L90 62H88V65H90ZM106 64V63H105ZM138 64V63H137ZM261 64V63H260ZM24 65H26V64H24ZM87 65V64H86ZM93 65V64H92ZM128 65V64H127ZM133 66L135 65V63L134 64H132ZM14 66H15V64H14ZM21 66V65H20ZM44 66V65H43ZM46 66V65H45ZM105 66H107V65H105ZM121 66H123V65H121ZM130 66V65H129ZM140 66V65H139ZM141 66V67H142ZM252 66V65H251ZM250 66V67H251ZM50 67V66H49ZM97 67V66H96ZM127 67V66H126ZM137 67H138V65H137ZM142 67V68H143ZM163 67V68H164ZM186 67H188V68H190V69H192V68H194V73H196V74H198L197 76H195L196 77V79H198L199 81H196L195 82V80H193L192 79V77H191V79L194 81V83L192 84V80L191 81H189L187 78H185L186 77V75L184 76V72L183 71H186L188 68H186ZM258 67H259V65H258ZM262 67H263V65H262ZM20 68V67H19ZM29 68H30V66H29ZM92 68L93 69H95V66L93 65L92 66ZM112 68V71H113V67H111ZM111 68H109L110 69V71H111ZM119 68V67H118ZM132 68V70L135 68V70H137V68L136 67H130V69ZM51 69V68H50ZM77 68H75V70H76ZM107 69V68H106ZM124 69V68H123ZM129 69V70H130ZM165 69V68H164ZM186 69V70H185ZM243 69V68H242ZM242 69H240L241 71H242ZM97 69H95V71H96ZM148 70V71H149ZM234 70V71H235ZM246 70V69H245ZM262 70H264V69H262ZM8 71V70H7ZM38 71V70H37ZM139 71V70H138ZM189 71V70H188ZM230 71V70H229ZM231 71H233V70H231ZM135 72V71H134ZM164 72H165V70H164ZM163 72V73H164ZM244 72V71H243ZM246 72L247 71H245V73L244 74H246ZM250 72V71H249ZM254 72V71H253ZM74 73V72H73ZM187 73V72H186ZM193 73V74H194ZM26 74V73H25ZM30 74V73H29ZM78 74V73H77ZM102 74V73H101ZM189 74V73H188ZM14 75V74H13ZM75 75V74H74ZM239 75V74H238ZM26 76V75H25ZM24 76V77H25ZM148 76H151V75H148ZM246 76V75H245ZM257 76H259V75H257ZM9 76H7V78H8ZM131 77V76H130ZM161 77H163V76H161ZM160 77V78H161ZM188 77H189V75H188ZM194 77V76H193ZM129 78V77H128ZM152 78H154L153 76L152 77H150V79L152 80ZM155 78H159L158 76L157 77H155ZM160 78H159V80H160ZM14 79V78H13ZM68 79V78H67ZM97 79V78H96ZM119 79V78H118ZM260 79V78H259ZM100 80V79H99ZM243 80V79H242ZM253 80V79H252ZM162 81H164V80H162ZM117 82V81H116ZM150 82H152V81H150ZM203 82V83H202ZM245 82V81H244ZM248 82V81H247ZM5 83V82H4ZM13 83V82H12ZM19 83H21V82H19ZM26 83H28V82H26ZM90 83V82H89ZM125 83H127V81L125 82ZM253 83V82H252ZM16 84V83H15ZM23 84V83H22ZM70 84V83H69ZM154 84V83H153ZM161 84V83H160ZM165 84V85H166ZM174 84V85H175ZM255 84V83H254ZM18 85V84H17ZM24 85V84H23ZM22 85V86H23ZM80 85V84H79ZM99 85V84H98ZM155 85H156V83H155ZM158 85L159 84H157V87H158ZM173 85V86H174ZM234 85V84H233ZM25 86V85H24ZM82 86V85H81ZM86 86V85H85ZM251 86V85H250ZM70 87V86H69ZM108 87V86H107ZM157 87H156V89H157ZM47 88V87H46ZM61 88V87H60ZM80 88V87H79ZM171 90H172V88L173 87H169ZM193 88H194V86H193ZM192 88V89H193ZM232 89H233V87H231ZM9 89V88H8ZM17 88H15L14 89V86H10V90L11 91H14L15 92V90H16ZM75 89V88H74ZM168 89V88H167ZM250 89V88H249ZM36 90V89H35ZM202 90V89H201ZM37 91V90H36ZM177 91H178V89H177ZM203 91H205V90H203ZM207 91H210V89L209 90H207ZM213 91V92H212ZM224 92V94H223V92ZM183 92V91H182ZM201 92V91H200ZM206 92V91H205ZM252 92V91H251ZM27 93V92H26ZM162 93V92H161ZM195 93V92H194ZM199 93V92H198ZM38 94V93H37ZM144 94V93H143ZM193 94V93H192ZM200 94V93H199ZM207 94H208V92H207ZM207 94H205V95H207ZM229 94V93H228ZM24 95V94H23ZM27 95V94H26ZM41 95V94H40ZM203 95V94H202ZM59 96V95H58ZM127 96V95H126ZM236 96H238L237 94H236ZM240 96V95H239ZM254 96H255V98L256 99H258L259 101H261V103L260 104H262V103H264V80L263 81H260V84H259V87H257L255 90H254ZM54 97H55V95H54ZM56 97H57V95H56ZM85 97V96H84ZM173 97V96H172ZM178 97V96H177ZM6 98H8V97H6ZM10 98V97H9ZM16 98V97H15ZM20 98V97H19ZM23 98V97H22ZM33 98V97H32ZM77 98V97H76ZM196 98V97H195ZM243 98V97H242ZM242 98H241V100H242ZM14 99V98H13ZM34 100H36L35 102H37L38 103V101H37V98L35 99V98H33ZM33 99H31L32 100V104L34 103L33 101ZM39 99V98H38ZM59 99H60V96H59ZM197 99V98H196ZM195 99V100H196ZM254 99V98H253ZM4 100V99H3ZM9 100V99H8ZM30 98H29V100L27 99V100H24V101H22L21 103L23 104V105H29V104H31L30 103ZM61 100V99H60ZM171 100V99H170ZM39 101H42V100H39ZM56 101V100H55ZM97 101H99V100H97ZM177 101V100H176ZM180 101H181V98H180ZM183 101V103H184V100H182ZM207 101V100H206ZM236 101V100H235ZM240 101V100H239ZM59 102V101H58ZM95 102V101H94ZM149 102V101H148ZM171 102V101H170ZM179 102V101H178ZM232 102V101H231ZM11 107L12 106H15L13 103H12V101L11 102H7ZM15 103V102H14ZM44 103V102H43ZM46 103V102H45ZM59 103H61V102H59ZM85 103V102H84ZM150 103V102H149ZM206 103V102H205ZM16 104V103H15ZM34 104H36V103H34ZM39 105L41 104V102H39L38 103ZM49 105H50V103H48ZM47 104V105H48ZM120 104V103H119ZM181 104V103H180ZM189 104H192V105H189ZM202 104V103H201ZM234 104H237V103H234ZM257 104V103H256ZM17 105V104H16ZM55 105V104H54ZM149 105V104H148ZM218 105V106H219ZM230 105V104H229ZM259 105V104H258ZM76 106V105H75ZM102 106V105H101ZM159 106V105H158ZM192 106V107H193ZM217 106V105H216ZM217 106V109L216 108H214L215 109V111L214 112H217V110H219V107ZM8 106L6 105V103L5 104H1L0 105V114L1 115H4V116H6V117H10V118H12V120L15 122H18L20 125H21V123L22 122H20V121H17L16 120V118H17V116H19V115H21V113L20 114H18V112H15V110L13 109V108H11V107H8ZM239 107V106H238ZM237 107V108H238ZM7 108V109H6ZM177 108V107H176ZM223 108V109H222ZM241 108H243L242 106H241ZM249 108V107H248ZM247 108V109H248ZM11 109V110H10ZM29 109V108H28ZM105 109H107V108H105ZM155 109V108H154ZM228 109V108H227ZM245 109V108H244ZM14 110V111H13ZM47 110V109H46ZM148 110V109H147ZM243 110V109H242ZM95 111V110H94ZM104 111V110H103ZM224 111V112H223ZM24 112V111H23ZM68 112V111H67ZM234 112V111H233ZM91 113V112H90ZM107 113V112H106ZM111 113V112H110ZM113 113V112H112ZM126 113V112H125ZM230 113V112H229ZM235 113V112H234ZM59 114V113H58ZM115 114V113H114ZM118 114V113H117ZM212 114V113H211ZM237 114H239V113H237ZM263 114V113H262ZM61 115V114H60ZM88 115V114H87ZM109 115V114H108ZM127 115V114H126ZM214 115V114H213ZM234 115V114H233ZM244 115V114H243ZM79 116V115H78ZM88 116H91V115H88ZM87 116V117H88ZM93 116V115H92ZM91 116V117H92ZM106 116V115H105ZM211 117L212 115H210L209 113H208V115H206V117ZM220 116V117H221ZM237 116V115H236ZM240 116V115H239ZM264 116V115H263ZM29 117V116H28ZM73 117V116H72ZM79 117H81V119H83L82 117H84V116H79ZM96 117H97V115H96ZM143 117V116H142ZM205 117V116H204ZM13 118H15V120L13 119ZM74 118V117H73ZM236 118V117H235ZM246 118V117H245ZM21 119H22V117H21ZM87 119V118H86ZM86 119H85V121H86ZM90 119V118H89ZM158 119V118H157ZM233 119V118H232ZM263 119V118H262ZM11 120V121H12ZM25 120V119H24ZM68 121H69V119H67ZM108 120V119H107ZM236 120V119H235ZM242 120V119H241ZM256 120V119H255ZM30 121V120H29ZM34 121V120H33ZM71 121V120H70ZM72 121H74V119L72 120ZM71 121V122H72ZM78 121H80V120H78ZM88 121V120H87ZM86 121V122H87ZM133 121V120H132ZM137 121V120H136ZM185 121V120H184ZM201 121V120H200ZM15 122V123H16ZM62 122V121H61ZM82 122V121H81ZM84 122V121H83ZM92 122V121H91ZM183 122V121H182ZM211 122V121H210ZM249 122V121H248ZM65 123V122H64ZM165 123V122H164ZM255 123V122H254ZM34 124H35V122H34ZM33 124V125H34ZM61 124V123H60ZM82 124V123H81ZM80 124V125H81ZM85 124V123H84ZM110 124V123H109ZM125 124H127V123H125ZM144 124V123H143ZM146 124V123H145ZM199 124H200V122H199ZM26 125V124H25ZM120 125V124H119ZM130 125V124H129ZM128 125V126H129ZM137 125V124H136ZM169 125V124H168ZM62 126V125H61ZM98 126V125H97ZM114 126V125H113ZM127 126V125H126ZM132 126V125H131ZM131 126H130V128H131ZM133 126H134V124H133ZM143 126V125H142ZM174 126V125H173ZM205 126V125H204ZM211 126V125H210ZM9 127L10 126H5L4 124H2V123H0V151H3L5 154H6V156L8 157V162H15V161H18V163H20V164H22V166H24V168H26V170H27V168H28V170L27 171H24V172H32V170L34 171V169L36 170V169H38V168H36V166H35V168H32L33 166H34V164H33V166H32V164L31 163H29L28 161H25V158L23 159L22 157H19V155L17 154V151L18 152H25V150H26V148H27V146L25 145V147H24V145H23V143H19V142H17V143H14V142H8V141H6L7 139H5L4 138V136L6 135V134H11L12 133V131L14 130V129H12V131H11V129H9ZM20 127V126H19ZM99 127V126H98ZM120 127V126H119ZM134 127H136V126H134ZM213 127V126H212ZM233 127V126H232ZM238 127V126H237ZM251 127V126H250ZM259 127V126H258ZM257 127V128H258ZM50 128L52 129V130H54L53 132H56L59 128H58V126H57V121L56 122H53L52 121V124L50 125ZM76 129H77V127H75ZM103 128V127H102ZM117 128V127H116ZM128 128V127H127ZM130 128H128V129H130ZM138 128V127H137ZM145 128V127H144ZM22 129L25 131V130H31V129H34V128H25V126L24 127H22ZM38 129V132L40 133H37L38 135H41V136H39V138H40V141L38 142L39 143V145L41 146V147H43V148H50V147H48V146H50L48 143H47V141H49V140H57V138L59 137L58 135H59V133H55V134H52V133H50L52 136H50V134L49 135H46V131H44L43 132V129L41 128L40 130H39V128H37ZM71 129H72V127H71ZM103 129H106V127L105 128H103ZM136 129V128H135ZM186 129H187V127H186ZM209 129V128H208ZM249 129V128H248ZM62 130V129H61ZM100 130L102 131V129L100 128H97L96 127V129L94 128V130H92L91 132H89V133H86V134H90V135H86V134H84V130L82 131V130H79L78 132H79V134H74V133H72V134H74L73 136L74 137H78V136H85L84 137V141L85 142H83L81 139V141H82V144L80 145L78 142L80 141H76V144H75V146H74V149H75V151H79L78 153H79V156H78V158L76 157V158H74L73 157V159H70V160H76V161H67L68 163V166H67V168H68V170H69V172H70V175L71 176H73V181H75V180H80V182L82 183V187H83V189L87 192V194L89 193V194H91V196L93 195V196H95V194H98L100 191L102 192V195L104 194V195H107V197H108V199H109V202H110V205L114 208L115 206H116V198H117V204H118V196L119 195H121V193H122V189H124V187H126V189H128V190H130V191H126L127 192V194L130 196V198L133 196V198H132V203H134V202H136L138 199L137 198H142L140 195H138V193H140V194H142L141 192H142V190H140V192H138L137 190L139 189H136V187L138 186L137 184L139 183V180H138V183L136 184L135 183V180H133V179H131V180H127L128 182H118V183H116V182H114V180L115 179H113L112 180V178H116V175H113V173H111L110 171H103V168L105 169V168H107L106 167V163L104 164L103 162H102V160L100 161V160H91V159H89V158H87V157H85V151L86 150H91V151H93V152H96L97 153V155L98 154H100V152H101V150H102V148H104L103 146H104V144H105V142H104V140H105V138L102 136V134L100 135ZM109 130V129H108ZM225 130V129H224ZM231 130V129H230ZM249 130H251V129H249ZM62 131H65V130H62ZM104 131H106V130H104ZM113 131V130H112ZM237 131V129L235 128V131H233V132H236ZM26 133H27V131H25ZM36 132H37V130H36ZM42 132V133H41ZM51 132V131H50ZM145 132V131H144ZM143 132V133H144ZM148 132V131H147ZM150 132V131H149ZM148 132V133H149ZM232 132V131H231ZM263 132V131H262ZM16 133V132H15ZM146 133V132H145ZM159 133V132H158ZM236 133H239V132H236ZM246 133V132H245ZM250 133V132H249ZM253 133V132H252ZM259 133V131L257 132V134L254 132V136H252V135H249V137L246 135H244L245 137H243L244 138V140H245V143H248L253 149H254V151H255V155L254 154H252V153H246V155H247V157L249 158V160L251 161V165L249 166V167H251L250 169L251 170H255V172H258V171H260L259 169H258V166L257 165H259L260 163H262V162H260L259 161V159H260V155H261V151L263 150V146H262V144H259L258 146H257V144H255V143H252V141H254V140H252L251 141V139H250V137H254V138H257L256 140H255V142H258V141H261L263 138V136H264V133H263V135H262V137L258 134ZM28 134V133H27ZM43 134V135H42ZM69 134V133H68ZM105 134H107V132L105 133ZM124 134V133H123ZM135 134V133H134ZM154 134V133H153ZM153 134L151 135V136H153ZM157 134V133H156ZM164 134V133H163ZM162 134V135H163ZM241 134V133H240ZM244 134V133H243ZM34 135V134H33ZM71 135V134H70ZM130 135V134H129ZM131 135H133V134H131ZM147 135V134H146ZM155 135V134H154ZM160 135H161V133H160ZM15 136H16V134H15ZM141 136V135H140ZM151 136H149V137H151ZM157 136V135H156ZM156 136H154V137H156ZM164 136H165V134H164ZM163 136V137H164ZM169 136V135H168ZM243 136V135H242ZM241 136V137H242ZM7 137V136H6ZM29 137H30V135H29ZM64 137V136H63ZM70 137V136H69ZM149 137L147 138V139H149ZM162 137V138H163ZM166 137V136H165ZM164 137V138H165ZM233 137H234V135H233ZM259 137V138H258ZM33 138H35V137H33ZM62 138V137H61ZM71 138V137H70ZM159 138H161V137H159ZM158 138V139H159ZM166 138H168V137H166ZM227 138V137H226ZM13 139V138H12ZM37 139V138H36ZM69 139V138H68ZM67 139V140H68ZM77 139V138H76ZM108 139V138H107ZM110 139H112V138H109V140ZM132 139V138H131ZM139 139V138H138ZM157 139V138H156ZM218 139H220V138H218ZM236 139V138H235ZM239 139H240V137H239ZM260 139V140H259ZM34 140V139H33ZM55 140L53 141V143H52V145L54 144H56V143H54L55 142ZM64 140H65V138H64ZM69 140H72V139H69ZM118 140H120V139H118ZM127 140V139H126ZM143 140V139H142ZM160 140V139H159ZM158 140V141H159ZM169 140H170V137H169ZM189 140V139H188ZM74 141V140H73ZM106 141V140H105ZM141 141V140H140ZM150 141V140H149ZM154 141V140H153ZM207 141V140H206ZM233 141V140H232ZM24 142V141H23ZM61 142H62V144H61ZM67 142V141H66ZM108 142H110V141H108ZM111 142H112V140H111ZM117 142V141H116ZM139 142V141H138ZM155 142V141H154ZM161 142V141H160ZM221 142V141H220ZM242 142V141H241ZM28 143V142H27ZM37 143V142H36ZM59 143L61 144V145H66L65 144V141H60L59 140ZM59 143H57V144H59ZM71 143H73L72 141H71ZM107 143V142H106ZM119 143V142H118ZM124 143V142H123ZM141 143V142H140ZM153 143V142H152ZM157 142H155V144H156ZM162 143H163V141H162ZM56 144V145H57ZM68 144V143H67ZM74 144H72V145H74ZM126 144V143H125ZM136 144V143H135ZM144 144V143H143ZM161 144V143H160ZM226 144V143H225ZM231 144V143H230ZM242 144V143H241ZM247 144V145H248ZM38 145V146H39ZM51 145V146H52ZM55 145V146H56ZM98 145V146H97ZM117 145V144H116ZM134 145V144H133ZM137 145V144H136ZM152 145V144H151ZM157 146L159 145L158 143L156 144ZM162 145V144H161ZM183 145V144H182ZM246 145V144H245ZM248 145V146H249ZM69 146V145H68ZM117 146H119V145H117ZM124 146V145H123ZM141 146H143V145H141ZM144 146H146V145H144ZM148 146V145H147ZM146 146V147H147ZM155 146V145H154ZM156 146V147H157ZM164 146V145H163ZM215 146V145H214ZM228 146V145H227ZM240 146V145H239ZM249 146V147H250ZM62 147V146H61ZM127 147V146H126ZM159 147H160V145H159ZM158 147V148H159ZM179 147V146H178ZM56 148V147H55ZM69 148H71V146L69 147ZM136 148V147H135ZM139 148V147H138ZM153 148V147H152ZM152 148H150V149H152ZM163 148V147H162ZM167 148V147H166ZM166 148H164V151H162V154H161V152H160V155H154V156H147V157H142V159H143V161L142 162H144L145 163V160H146V162H147V164H148V166L150 165V167L152 166V165H154V164H156V163H158L157 165H159V166H161L162 167V169L163 170H165V171H167V176H168V178H167V180L166 181H169V180H171V178L170 177H172L174 174L175 175H177V178H179V176H183V178H184V180L185 179H191V180H193L194 178L196 179V178H198L199 176H200V174L202 173L201 172V169H199V168H201V166L199 165L200 163H198V165H195L194 164V162H193V164L194 165H192L193 167L192 168H194V170L193 171H191V169H190V171H189V169H187L186 170V167H187V164H185V165H183V163H182V169H180V170H177L175 167H177L176 165H175V163L178 161V163L180 164V161H181V159L179 158V159H177V161L175 162V163H172L173 161H175V158H173L174 157V153H175V151H170V150H165ZM169 148H171V147H169ZM24 149V150H23ZM66 149V148H65ZM72 149V148H71ZM108 149V148H107ZM112 149V148H111ZM132 149H134V148H132ZM140 149H143L142 147L140 148ZM139 149V150H140ZM146 149V148H145ZM154 149V148H153ZM157 149V148H156ZM168 149V148H167ZM178 149V148H177ZM28 150V149H27ZM27 150H26V152H27ZM41 150H45V149H41ZM62 150V149H61ZM161 150V149H160ZM144 151V150H143ZM153 151V150H152ZM156 151H159L158 149L156 150ZM64 152V151H63ZM89 152V151H88ZM104 152H105V150H104ZM107 152H110V154L108 155L109 156V158H108V156L107 155H103L102 157H104L105 158V160L106 161H109V159L111 160V161H113L112 163H110L114 168H122V170H123V168H124V163H128V164H130V165H135V166H139V162L141 163V161L137 158V157H139V155L137 156V157H134V155L135 154H133V151H132V153H130V152H124V151H122L121 150V148L120 147H118V156H122L121 158L122 159H124V163H122L121 162V160L119 161V160H117V158H114V157H118V156H114V157H111L110 155H114V154H111V150H109V151H107ZM135 152V151H134ZM137 152V151H136ZM139 152V151H138ZM142 152V151H141ZM150 152V151H149ZM148 152V153H149ZM250 152V151H249ZM3 153V154H4ZM39 153V152H38ZM60 153H62V152H60ZM68 153V152H67ZM115 153H116V151H115ZM151 153V152H150ZM154 153H155V151H154ZM180 153V152H179ZM235 153V152H234ZM263 153V152H262ZM30 154V156H31V154H32V152L31 153H29ZM69 154V153H68ZM75 154V153H74ZM105 154V153H104ZM146 154V153H145ZM222 154V153H221ZM260 154V155H259ZM35 155V154H34ZM55 155V154H54ZM58 155H59V153H58ZM57 154H56V157L58 156ZM72 155L73 154H71V155H69L70 156V158L72 157ZM93 155H95V154H93ZM102 155V154H101ZM140 155H143L142 153H140ZM170 155H172V156H170ZM177 155V154H176ZM33 156V155H32ZM37 156H38V154H37ZM89 156V155H88ZM146 156V155H145ZM258 158H257V157ZM35 157V156H34ZM61 157V155H59V157H58V159ZM93 157V156H92ZM264 157V156H263ZM31 158V157H30ZM62 158V157H61ZM67 158H69V157H67ZM104 158H103V160H104ZM236 158V157H235ZM35 159V158H34ZM37 159V161H38V163H40V160L42 161V159H44V156L42 155V154H39V156H38V158H36ZM100 159V158H99ZM225 159V158H224ZM262 159V158H261ZM57 160V159H56ZM69 160V159H68ZM104 160V161H105ZM182 160H183V158H182ZM263 160V159H262ZM34 161V160H33ZM59 161V160H58ZM57 161V162H58ZM61 161V160H60ZM59 161V162H60ZM182 162V161H181ZM260 162V163H259ZM1 163V162H0ZM17 163V164H18ZM37 163V162H36ZM44 163H46L45 161H43V164ZM192 163V162H191ZM203 163V162H202ZM232 163V162H231ZM259 163V164H258ZM42 164V165H43ZM177 164V163H176ZM217 164V163H216ZM2 165V164H1ZM36 165H39V164H36ZM41 165V166H42ZM47 165L48 164H46V166L45 165H43L45 168H44V170L45 171H47V175H46V177L47 178H52L53 180H54V184L56 185L55 186V188L56 187H58L57 189H61V187L63 186V185H66V183H68V181L67 180H65V178H66V174H65V172H63L64 173V175L63 174H59L57 171H55V170H52V169H49V167H47ZM141 165H142V163H141ZM145 165V164H144ZM228 165V164H227ZM230 165H232V164H230ZM262 165H263V163H262ZM21 166V165H20ZM143 166V165H142ZM179 166H181V165H179ZM179 166L177 167V168H179ZM246 166H248V165H246ZM1 167V166H0ZM4 167V166H3ZM146 167V166H145ZM134 168V167H133ZM187 168H191V165H189L188 164V167ZM203 168V167H202ZM205 168V167H204ZM203 168V169H204ZM208 168V167H207ZM220 168V167H219ZM218 168V169H219ZM260 168V167H259ZM40 169V168H39ZM64 169V168H63ZM132 169V168H131ZM147 169V168H146ZM157 169V168H156ZM162 169H159V170H162ZM206 169V168H205ZM210 169V168H209ZM247 169H248V167H247ZM0 170H2L1 168H0ZM23 170H25V169H23ZM147 170H149L150 171V169H147ZM146 170V171H147ZM159 170H157V171H159ZM185 170V171H184ZM262 170H264L263 168H262ZM18 171V170H17ZM44 171V172H45ZM154 171V170H153ZM156 171V170H155ZM164 171V172H165ZM183 171V172H182ZM206 171H208V170H206ZM212 171V170H211ZM13 172V171H12ZM28 172V173H29ZM61 172V171H60ZM68 172V171H67ZM136 172V171H135ZM163 172V173H164ZM174 172V174H172ZM249 172V171H248ZM143 173H146V172H143ZM153 173V172H152ZM157 173H159V172H157ZM162 173V174H163ZM215 173V172H214ZM213 173V174H214ZM0 174H2L1 173V171H0ZM111 174L114 176V177H112L111 176ZM133 174V173H132ZM131 174V175H132ZM151 174V173H150ZM149 174V175H150ZM161 174V173H160ZM159 174V175H160ZM161 174V175H162ZM166 174V173H165ZM189 174V175H188ZM212 174V173H211ZM216 174V173H215ZM262 174V173H261ZM25 176H26V174H24ZM23 175V176H24ZM27 175H29V174H27ZM31 175V174H30ZM29 175V176H30ZM32 175L33 176H35L33 173H32ZM117 175H119V174H117ZM130 175V174H129ZM147 175V174H146ZM154 175V174H153ZM207 175H209V174H207ZM128 176V175H127ZM164 176V175H163ZM204 176V175H203ZM202 176V177H203ZM217 176L218 177H216V176H214V178H216V179H214V180H217L218 179V181L220 182V181H222V180H220V179H222V177H221V175L220 174H217ZM38 177V176H37ZM40 177V176H39ZM68 177V176H67ZM134 177V176H133ZM158 177V175L156 176V178ZM162 177V176H161ZM166 177V176H165ZM174 177V176H173ZM236 177V176H235ZM6 178V177H5ZM42 178V177H41ZM45 178V177H44ZM126 178V177H125ZM148 178V177H147ZM155 178V179H156ZM200 178V177H199ZM220 178V179H219ZM121 179V178H120ZM149 179V178H148ZM150 179H152V178H150ZM162 179V178H161ZM161 179H159V180H161ZM165 179V178H164ZM163 179V180H164ZM207 179V178H206ZM210 179V178H209ZM224 179V178H223ZM7 180V179H6ZM21 180H23V179H21ZM122 180V179H121ZM182 180V179H181ZM201 180V179H200ZM208 180V179H207ZM207 180H206V182H207ZM226 180V179H225ZM1 181H4V180H1ZM51 181V180H50ZM125 181V180H124ZM190 181V180H189ZM197 181V180H196ZM202 181H204V179L202 178ZM231 180H229L228 181V184H229V182H230ZM233 181V180H232ZM7 182H8V180H7ZM7 182H5V183H7ZM43 182V181H42ZM45 182V181H44ZM156 182V181H155ZM195 182V181H194ZM206 182H204V183H206ZM11 183V182H10ZM10 183H7L8 185L10 184ZM27 183V182H26ZM46 183V182H45ZM47 183H50L49 182V180L47 179ZM141 183V182H140ZM158 183V182H157ZM156 183V184H157ZM166 183L167 182H163V184L162 185H160L161 187H159V191H161V193H165V194H167V195H165V196H168V194H169V197L171 196L173 199H176L177 201H178V199L181 197V194L183 193L184 195L186 194V197H188V192H191V193H193V197L192 198H194V189L191 187V189H189V188H187V187H183V188H180V189H176V187L175 188H171V183H168V186H169V188H171V189H169L168 188V186L166 185ZM208 183H209V181H208ZM213 183V182H212ZM22 184V183H21ZM40 184V183H39ZM43 184V183H42ZM69 184V183H68ZM154 184V183H153ZM222 184V183H221ZM224 184H225V182H224ZM230 184H231V186H232V182H230ZM235 184V183H234ZM12 185H14V184H12ZM23 185V184H22ZM51 185H53V183L51 184ZM140 185H142V184H139V186L138 187H140ZM144 185V184H143ZM182 185V184H181ZM192 185V184H191ZM209 185V184H208ZM238 185V184H237ZM2 186V185H1ZM61 186V187H60ZM71 186V188H73V190L75 191V190H78L77 189V185H75L74 183H70L69 185H68V187H70ZM154 186H156V185H154ZM173 186V185H172ZM179 186V185H178ZM197 186V185H196ZM218 186V185H217ZM231 186L229 185L228 187H227V189H225V188H223L224 189V192L226 193V195H230V197H231V194H233L234 195V192H236V191H232L233 190V188H232V190H231ZM6 187V186H5ZM14 187V186H13ZM41 187V186H40ZM123 187V188H122ZM153 187V186H152ZM211 187H213V186H211ZM1 188V187H0ZM10 188V187H9ZM17 188H19L18 186H17ZM143 187L141 186L140 187V189H142ZM156 188V187H155ZM186 188L187 189H189V191H186ZM219 188V187H218ZM217 188V190H216V192L217 193H220L219 192V189ZM256 188V187H255ZM16 189V188H15ZM20 189V188H19ZM144 189H146V188H144ZM212 189V188H211ZM7 190V189H6ZM9 190V189H8ZM21 190H29V189H27V186H22V189ZM42 190V189H41ZM44 190H46V189H44ZM148 190V189H147ZM147 190H146V193H147ZM235 190V189H234ZM17 191V190H16ZM14 192V191H6L5 193L4 192H2L1 190H0V195L2 194V195H6V196H13V195H15V193H17V192ZM59 191V190H58ZM83 191V190H82ZM84 191V192H85ZM132 191V192H131ZM156 191V190H155ZM155 191H153V192H155ZM197 191H199V190H197ZM221 191V190H220ZM244 191V190H243ZM23 192V191H22ZM21 192V195L20 196H22V193ZM46 192H48V191H46ZM85 192V193H86ZM123 192H124V190H123ZM158 192V191H157ZM202 192V191H201ZM239 193H240V191H238ZM247 192V191H246ZM256 192V191H255ZM13 193V194H12ZM19 193V192H18ZM39 193H41V192H39ZM136 193H137V195H138V197L136 196ZM198 193V192H197ZM222 193V192H221ZM238 193V194H239ZM245 193V192H244ZM25 194H27V191L25 192ZM123 194V193H122ZM160 194V193H159ZM236 194V193H235ZM242 194V193H241ZM30 195V194H29ZM40 195V194H39ZM100 195V194H99ZM98 195V196H99ZM101 195V196H102ZM135 195V196H134ZM161 195V194H160ZM198 195H200V194H198ZM251 195V194H250ZM24 196V195H23ZM28 196V195H27ZM27 196H24L25 198H23V197H21L22 198V201L21 200H19V201H21V202H23V204L25 203H27V202H25L27 199H29V198H27ZM31 196V195H30ZM74 196V195H73ZM87 196V195H86ZM144 196V195H143ZM158 196V195H157ZM225 196V195H224ZM235 196H237V195H234V197ZM239 196V195H238ZM257 196V195H256ZM15 197H17V196H15ZM14 197V198H15ZM18 197H19V195H18ZM66 197V196H65ZM75 198H76V196H74ZM74 197H71V199L70 198H63V199H61L59 202L58 201H56L55 199H51V198H42V197H39L37 200H35L34 201V203H32L33 205L35 204V206L38 208V210H40L42 213H46L47 215L49 214V216H48V219L47 220H43V219H38V218H36V216L34 215L35 213H33L32 212V210H31V212H28V213H24L23 211H20V210H17L18 208V206H20V205H18V206H16V208L17 209H14L13 207L14 206H11V201L9 202V203H4L3 202V200H0V213H5V214H7V213H9V212H14L15 213V217H17L19 220H20V224L18 225V227L19 228H17V230L15 231L16 233L13 235V233H9L10 235H5V234H3V233H5V232H1V229H5V228H3V226L2 225H0L2 228L0 229V237L2 238H0V240H2L4 243H7L8 244V247L4 244V245H2V246H6L7 247V249H6V247H5V250L7 251V250H9V252H2V257H0V258H3V256L6 258H4L5 259V261H6V263L7 264H42V263H45V260L47 259V253L45 252V248L47 249V250H52L53 251V253L54 254H52V251H51V253L50 254H52V256H50L51 257V259H52V262H53V264L55 263V264H59V263H63V262H66V261H69V260H72L73 262H74V264H88V263H91V264H97L98 262H97V259L99 258H103V259H105V260H111L113 263L114 262H124L125 264H136V261H132V257L129 255V254H125L124 252H123V250H122V252H121V250H120V248L118 249V247H117V249H116V247H114V246H111V245H107L105 248H100V251L98 252V253H96V252H91L90 250H88V249H86V247H83V246H75V245H80V244H83V243H92L93 241L95 242V240H96V238H93L94 237V232H92V231H88V230H86V231H84L83 233H78V234H67L65 231L66 230H59L57 227H55V226H53L52 224H51V226L49 225V223H51V221H50V218H52V217H54V218H57V219H59V218H62V216H66L67 214H76V213H80V215H81V217L82 216H84L83 217V221L81 222V223H79L78 225L79 226H83V223H84V221L86 220V221H88V222H90L91 224H93L94 226H96V229H99V230H102L104 233H106V234H120V236L122 235L125 239H127V241H129V239H130V242H132L133 241V239L131 238V237H133V238H137L138 240H135L134 241V243L135 244H138V241H139V238L141 239V238H143L142 239V244H140V245H142L143 246V248H144V251H149L150 253H152L153 251H155V253H154V255H158L159 257H163V258H165V259H172V260H179V262L180 261H184V263H186V264H250V263H247V262H245V261H243V259H240V257L239 258H235V257H230L229 258V256L227 255V259H224L222 262H221V257L220 258H218V257H216L215 255H212L211 254V250H210V248L208 249L205 245L207 244V243H205V240L207 241V239H205L204 237V239H203V241H204V243L205 244H202V246H201V250L199 251V250H196L195 249V246H197V243H198V241H196L195 243H196V245L193 243L192 244V246H188L187 247V245L185 246V244L183 245H181V244H179V242H178V240H174L173 238H171L170 237V235L168 234V236H166L167 235V229H164L165 231H166V235L165 236H163V235H161L160 233H157L156 231H159V229L157 230V228H158V224L157 223H155V222H145V223H147V224H145V223H143V222H141V218L139 217V219H141L140 221H139V219L137 218V216L135 215V217L132 215V214H130V215H132V216H128V217H124V219L125 220H119V218L117 217V218H114V216L111 218V217H109V219L108 218H104V220H103V217H102V219H101V217L99 218L97 215H98V213H99V215H100V213H102L100 210V208L98 207V206H96V203H93V202H91V200L90 199H85V198H87V197H85V198H83V201L82 200H80L81 198H76L74 201H73V199L72 198H74ZM96 197V196H95ZM105 197V196H104ZM107 197H105V198H107ZM125 197V196H124ZM159 197V196H158ZM158 197H156V199L158 198ZM184 197V196H183ZM197 197H199V196H197ZM233 197V198H234ZM240 197V196H239ZM242 197H243V195H242ZM2 198V197H1ZM6 198V197H5ZM10 198V197H9ZM27 198V199H26ZM60 198V197H59ZM121 198H122V196H121ZM160 199L162 198V197H159ZM165 198V197H164ZM189 198V197H188ZM202 198H204V197H202ZM4 199V198H3ZM33 199V198H32ZM58 199V198H57ZM120 199V198H119ZM128 199V198H127ZM126 199V200H127ZM146 199L147 200H149L150 201V199L151 200H153V199H155V198H153L152 197V195L149 193V194H147L146 195ZM158 200V202H157V208H158V210H164L163 212H166L165 211V209L166 210H168V212L167 213H169L170 212V210L171 209H173L174 210V208L175 209H177L178 210V206L177 205H175V206H173L174 204H175V202H172V204L173 205H171L170 203V199H168L167 200V202H169L168 204L169 205H165L164 206V204H166V200H164V201H162V202H160L161 200ZM185 200H187L186 198H184ZM190 199V198H189ZM187 200V202H185V200H184V202H185V204L187 205V207H189V206H191V205H193L194 207H195V204H198V203H202L201 201V197H200V200L199 201H196V203H195V201L194 200H198V198H194V199H191V200ZM204 199H206V198H204ZM229 199V198H228ZM7 200V199H6ZM145 200V199H144ZM209 200H211V199H209ZM208 200V201H209ZM232 200V199H231ZM239 200V199H238ZM30 201H32V200H30L29 199V201L28 202H30ZM102 201V200H101ZM124 201V200H123ZM140 201V200H139ZM139 201H137L138 203H139ZM155 201V200H154ZM153 201V203L155 204V202ZM215 201V200H214ZM260 201V200H259ZM8 202V201H7ZM20 202V203H21ZM113 202V203H112ZM144 202V201H143ZM146 203H148V204H151L152 203V201H150V202H148V201H145ZM181 202V201H180ZM194 202V203H193ZM254 202V201H253ZM256 202V201H255ZM261 202V201H260ZM31 203V202H30ZM60 203V204H59ZM93 203V204H92ZM125 203V202H124ZM145 203V205H147ZM153 203L151 204V205H153ZM162 203V204H161ZM213 203V202H212ZM10 204V205H9ZM99 204H102V203H99ZM119 204H120V201H119ZM118 204V205H119ZM161 204V205H160ZM207 204V203H206ZM248 204V203H247ZM250 204V203H249ZM252 204V203H251ZM14 205H17V203L16 204H14ZM98 205V204H97ZM121 205H123V202L121 203ZM119 206V207H117L118 209H123V207H124V205H123V207L122 206ZM150 205V206H151ZM210 205V204H209ZM213 205V204H212ZM218 205V204H217ZM32 206V205H31ZM127 206V205H126ZM149 206V205H148ZM168 206V207H167ZM177 206V207H176ZM180 206V205H179ZM192 206V207H193ZM197 206H199V205H197ZM254 206V208H255V211L257 210V209H259V210H261L263 207H262V203H259V204H257V206H255V204L253 205ZM21 207V206H20ZM105 207V206H104ZM145 206H140V207H136V206H131L130 208V210H137L138 209V211H149L148 209H146V208H144ZM147 207V206H146ZM152 207V209L151 210H153L154 211V213H156V210L157 209H155L156 207L155 206H151ZM155 207V208H154ZM164 207H165V209H164ZM191 207V208H192ZM201 209V211H203V213L205 214H207V212L208 211H206V210H210V209H205V206H199ZM211 207V206H210ZM215 207V206H214ZM23 208V207H22ZM127 208H128V206H127ZM190 208V207H189ZM188 208V209H189ZM246 208V207H245ZM261 208V209H260ZM126 209V208H125ZM186 209V208H185ZM185 209H183V207H181V209H179L177 212H175L174 214H179V216L177 217L176 215L174 216V218H172V219H174V221H172V223H175V224H172L171 223V220L169 221V220H166V217L167 216H164L163 214H162V218L160 219V220H165L166 221V223L165 222H163V223H165V225H171V228L172 227H174L175 229L174 230H176V234L178 235V237H182L183 238V240L185 239V237H188L189 235V233H186L184 230H183V227H185V226H188L187 228L188 229H190L191 228V230H194L195 229V227L197 228L196 229V231H198V233H200L201 234V232H202V234H203V236H207V234L209 235V233L210 232H212V231H210L214 226H215V228H216V225H214L213 226V224H211V223H209V221L208 220H204V216H203V218H199V216L196 218L194 215H192V213H191V215H187V212L185 213ZM212 209H213V207H212ZM26 210H28V208L26 209ZM26 210H24V211H26ZM37 210V211H38ZM106 210V209H105ZM128 210V209H127ZM129 210V211H130ZM158 210H157V212H158ZM198 210V209H197ZM224 210V209H223ZM236 210H238V209H236ZM100 211V212H99ZM121 211V210H120ZM137 211V212H138ZM175 211V210H174ZM212 211V210H211ZM211 211H210V213H211ZM215 211V210H214ZM226 211V210H225ZM224 211V212H225ZM246 211V210H245ZM249 211H251V210H249ZM249 211H246V214L244 215V219L245 218H247L248 219V223H249V225H251V226H253V227H258V228H264V225H263V222L261 221V218L259 217V213L258 212H249ZM36 212V211H35ZM97 212V213H96ZM198 212V211H197ZM213 212V211H212ZM217 212H219V211H217ZM239 212V211H238ZM240 212H241V210H240ZM42 213H41V215H42ZM105 213V212H104ZM117 213V212H116ZM147 213V212H146ZM146 213H143V214H146ZM150 213V212H149ZM158 213H160V212H158ZM190 212H188V214H189ZM209 212H208V214L211 216V214L212 215H214L215 216V218H219L220 219V217L218 216V214L216 215L215 213H211L210 214ZM223 213V212H222ZM261 213H263V211H261ZM4 214V215H5ZM107 214H108V212H107ZM148 214V213H147ZM166 214V213H165ZM194 214V213H193ZM1 215V214H0ZM3 215V214H2ZM8 215V214H7ZM105 215V214H104ZM108 215H111V213H109ZM107 215V216H108ZM156 215V214H155ZM159 215V214H158ZM169 215V214H168ZM233 215V214H232ZM242 215V216H243ZM13 216V215H12ZM12 216L10 217L9 216V218H12ZM100 216H102V215H100ZM112 216V215H111ZM213 216V217H214ZM6 217V216H5ZM14 217V218H15ZM42 217V216H41ZM44 217V216H43ZM76 217H77V215H76ZM81 217H78V218H81ZM120 217V216H119ZM2 218V217H1ZM66 218V217H65ZM68 218V217H67ZM112 220H111V219ZM160 218V217H159ZM224 218V217H223ZM63 219V218H62ZM61 219V220H62ZM71 219H72V217H71ZM70 219V221H72ZM114 219V220H113ZM116 219H118V221L116 220ZM235 218H233L232 220H231V224H233L235 227H236V231H234V232H236V233H242L243 235L245 234V235H247L246 236V238L245 239H243V240H245V245L247 246V247H249L250 246V248L251 247H254L255 249H256V251H257V253L259 254V257L261 256L262 257V259H264V253H263V251H264V246H262V236H261V238H259V237H257V236H254V233L253 232H249V231H247L244 227L243 228H241L242 226H240L241 225V223H239L238 222V220H234ZM237 219V218H236ZM55 220V219H54ZM107 220H108V223H106V226L104 227V228H102V226H99L98 224H101L100 222L101 221H105V222H107ZM242 220H243V218H242ZM1 221H3V223H4V221L5 220H2L1 219ZM9 220H7V221H5V222H8ZM13 221V220H12ZM18 221V220H17ZM50 221V222H49ZM68 222L67 221V224H70V223H72V222ZM117 221V222H116ZM143 221V220H142ZM149 221H152V220H149ZM229 221L230 220H228L227 221V225H229ZM76 222V221H75ZM170 222V223H169ZM12 223V222H11ZM15 223H17V222H15ZM73 223H74V221H73ZM77 223V222H76ZM118 223V224H117ZM223 223V222H222ZM221 223V224H222ZM33 226H32V225ZM108 224V225H107ZM162 224V223H161ZM223 224H225L226 225V223H223ZM231 224L228 226V228H229V231L231 230L230 228H231ZM15 225H17V224H15ZM105 225V224H104ZM164 225V226H165ZM182 226V227H180V226ZM226 225V226H227ZM239 225V226H238ZM14 226V225H13ZM71 226V225H70ZM234 226H232L233 228H234ZM72 227H73V224H72ZM161 227H163V226H161ZM167 227V226H166ZM8 228V227H7ZM33 230H32V229ZM134 228H137V232H136V230H135V233H133V230H134ZM186 228V227H185ZM11 229V228H10ZM92 229H94V227L92 228ZM156 229V230H155ZM168 229H170V228H168ZM188 229H186V230H188ZM215 231H219V228L217 229H214ZM14 231V230H13ZM101 231V232H102ZM164 231V232H165ZM170 231V230H169ZM210 231V232H209ZM233 231H232V233H233ZM247 231V232H246ZM6 232H7V230H6ZM115 232V233H114ZM222 231H220V233H221ZM250 234H249V233ZM8 233V232H7ZM96 233V232H95ZM163 233V232H162ZM171 233V232H170ZM198 233H193V234H195L194 235V237H196V239H198L197 237V235H198ZM214 232H212V234H213ZM217 233V232H216ZM219 233V234H220ZM228 233H230V232H228ZM22 234V235H21ZM99 235H100V237H101V234L100 233H98ZM98 234H96V235H98ZM191 234V233H190ZM95 235V236H96ZM215 235V234H214ZM216 235H218V234H216ZM210 236H212V235H210ZM97 237V236H96ZM139 237V238H138ZM192 237V236H191ZM129 238V239H128ZM200 238V237H199ZM207 238V237H206ZM220 238V240H221V236L220 237H218V239ZM225 238V237H224ZM100 239H102V238H100ZM172 239L174 240V242L173 243H170L171 241H172ZM187 239V238H186ZM191 239V238H190ZM195 239V238H194ZM217 239V238H216ZM218 239H217V241H218ZM226 239V238H225ZM106 241H107V239H105ZM171 240V241H170ZM181 240V239H180ZM210 240L212 241V238L210 237ZM219 240V241H220ZM229 240V239H228ZM202 241V240H201ZM210 241V242H211ZM233 241V240H232ZM130 242H129V244H130ZM184 242H185V240H184ZM186 242H188V240L186 241ZM189 242H192V241H189ZM188 242V243H189ZM209 242V243H210ZM226 242V243H225ZM66 243V245L65 246H62V245H64ZM182 243V242H181ZM212 243V242H211ZM222 243H224V245L226 244V246H228V247H237V246H239V245H237V244H235V243H233V242H231V241H224V242H222ZM69 244H70V246H69ZM75 244V245H74ZM97 244V243H96ZM201 244V243H200ZM213 244V243H212ZM264 244V243H263ZM74 245V246H73ZM89 245V244H88ZM115 245H117V243L115 244ZM195 245V246H194ZM1 246V245H0ZM16 246H18V247H16ZM101 246V245H100ZM208 246V245H207ZM221 246V245H220ZM16 247V249H14ZM94 247V246H93ZM99 247V246H98ZM123 247H124V245H123ZM1 249H2V247H0ZM4 248V247H3ZM21 248H24V249H26V251L24 250V249H22L21 250ZM142 248V247H141ZM239 248H240V246H239ZM72 249H74V251L72 250ZM93 249V248H92ZM95 249H96V247H95ZM150 249H152V250H150ZM21 250V251H20ZM25 251L24 253L22 252V251ZM76 250V251H75ZM231 250V249H230ZM243 251V249H241L240 248V251ZM244 250H246V249H244ZM98 251V250H97ZM152 251V252H151ZM48 252V251H47ZM70 252V253H69ZM244 252H246V251H244ZM149 253V254H150ZM214 253H217V252H214ZM220 253V252H219ZM31 254V255H30ZM153 255V254H152ZM136 256V255H135ZM236 256V255H235ZM252 257H253V255H251ZM49 257V256H48ZM222 257L223 258H226L225 256H223L222 255ZM246 257V256H245ZM260 257V258H261ZM42 258V261L40 260ZM44 258H45V260H44ZM138 258V257H137ZM244 258V257H243ZM142 260V259H141ZM140 261V260H139ZM143 261V260H142ZM168 261V260H167ZM97 262V263H96ZM101 262V261H100ZM176 262V261H175ZM140 263H142V262H140ZM253 263V262H252ZM49 264V263H48ZM63 264H66V263H63ZM103 264V263H102ZM106 264H107V262H106ZM144 264V263H143ZM178 264V263H177Z\"/></svg>","mask_w":264,"mask_h":264}]
</instances>
